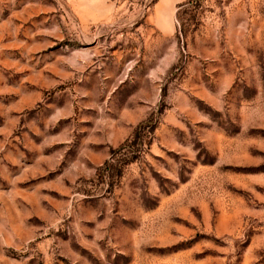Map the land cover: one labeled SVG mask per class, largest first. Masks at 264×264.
Instances as JSON below:
<instances>
[{
	"label": "rangeland",
	"instance_id": "rangeland-1",
	"mask_svg": "<svg viewBox=\"0 0 264 264\" xmlns=\"http://www.w3.org/2000/svg\"><path fill=\"white\" fill-rule=\"evenodd\" d=\"M0 264H264V0H0Z\"/></svg>",
	"mask_w": 264,
	"mask_h": 264
},
{
	"label": "crops",
	"instance_id": "crops-1",
	"mask_svg": "<svg viewBox=\"0 0 264 264\" xmlns=\"http://www.w3.org/2000/svg\"><path fill=\"white\" fill-rule=\"evenodd\" d=\"M166 35V34H165Z\"/></svg>",
	"mask_w": 264,
	"mask_h": 264
}]
</instances>
